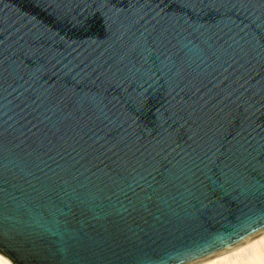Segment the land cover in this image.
<instances>
[{"label": "water", "instance_id": "obj_1", "mask_svg": "<svg viewBox=\"0 0 264 264\" xmlns=\"http://www.w3.org/2000/svg\"><path fill=\"white\" fill-rule=\"evenodd\" d=\"M264 216V0H0V253L191 264Z\"/></svg>", "mask_w": 264, "mask_h": 264}, {"label": "clouds", "instance_id": "obj_2", "mask_svg": "<svg viewBox=\"0 0 264 264\" xmlns=\"http://www.w3.org/2000/svg\"><path fill=\"white\" fill-rule=\"evenodd\" d=\"M217 256H230L231 259L223 262L213 256L196 264H264V216L257 213L256 222L238 231Z\"/></svg>", "mask_w": 264, "mask_h": 264}, {"label": "bare ground", "instance_id": "obj_3", "mask_svg": "<svg viewBox=\"0 0 264 264\" xmlns=\"http://www.w3.org/2000/svg\"><path fill=\"white\" fill-rule=\"evenodd\" d=\"M213 256H216L217 260H220V261H223V262H226V261H228V260L231 259L230 256H217V254L212 255V256H209V257H206V258H204V259H210V258H212ZM201 260H203V259H201ZM196 262H197V261H196ZM196 262H193V263H191V264H196ZM0 264H12V263H11V261H10L8 258H6L5 256H3V255L0 253Z\"/></svg>", "mask_w": 264, "mask_h": 264}]
</instances>
